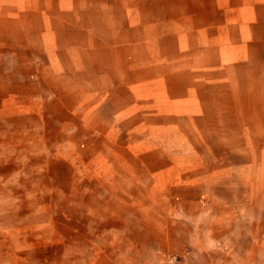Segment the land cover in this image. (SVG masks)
<instances>
[{
	"label": "rangeland",
	"instance_id": "obj_1",
	"mask_svg": "<svg viewBox=\"0 0 264 264\" xmlns=\"http://www.w3.org/2000/svg\"><path fill=\"white\" fill-rule=\"evenodd\" d=\"M75 1L81 14L86 1L107 12L84 27L93 49H107L104 70L93 56L34 54L87 47L82 33L52 40L29 23L22 56L0 40V264H155L153 247L195 218L201 193L225 186L264 196V101L227 82L208 97L214 102L186 104L174 71L166 90L162 81L132 98L117 69L129 67V75L147 55L126 50L152 48L154 23L171 34L185 23L183 0ZM165 48L170 57L177 50ZM43 79L58 86L45 105L37 103L46 97ZM20 90L24 98L5 106L3 93ZM181 257L170 254L168 264Z\"/></svg>",
	"mask_w": 264,
	"mask_h": 264
},
{
	"label": "crops",
	"instance_id": "obj_2",
	"mask_svg": "<svg viewBox=\"0 0 264 264\" xmlns=\"http://www.w3.org/2000/svg\"><path fill=\"white\" fill-rule=\"evenodd\" d=\"M80 7L75 0H63L57 6L54 0H0V40L13 41L17 48L15 54L22 56L28 54L29 23L36 24L37 33L47 34L52 40L63 32L82 33L89 40L87 47L52 46L34 54L93 56L91 60L98 63L102 71L105 69L102 56L107 49H93L91 36L84 27L94 22L93 17L103 16L106 21L107 12L102 11L101 4L88 1L82 14ZM72 9L78 16L69 17ZM181 13L185 23L173 26L172 34L167 25L154 23L153 34L147 37L153 43L152 48L126 50L133 57L146 53L147 58L143 60L146 66L138 69L131 66L129 75V67L117 69L126 73V76L121 75L122 85L119 86L130 87L132 98L139 95V89L152 90L162 81L157 86L166 90L174 71L181 80L180 102L197 105L214 102L208 97L216 88L229 87L227 82L238 88H253L254 94L264 101V32L256 31L264 25V0H183ZM172 44L178 52L176 50L170 57L165 47ZM5 50L12 54L11 49ZM158 56H163V63L158 62ZM173 57L174 66L171 65ZM123 63L122 57L116 61L121 66ZM134 72L139 73L137 78ZM37 85L46 93L42 99L43 95H37V103L48 104L51 98L47 93L53 94L50 89L58 87L57 84L43 79ZM24 94L21 90L14 95L4 92L3 103L10 104L13 96L21 101ZM168 98L165 103H171L169 93ZM50 118L57 117L51 115ZM227 188L205 191L197 197L195 218L187 220L180 233L167 234L171 240L169 244L153 247L157 256L155 264H168L170 254L182 256L179 264H264V196ZM257 195L261 199L260 210L259 214L252 215ZM156 209L152 211L155 213Z\"/></svg>",
	"mask_w": 264,
	"mask_h": 264
},
{
	"label": "built area",
	"instance_id": "obj_3",
	"mask_svg": "<svg viewBox=\"0 0 264 264\" xmlns=\"http://www.w3.org/2000/svg\"><path fill=\"white\" fill-rule=\"evenodd\" d=\"M173 259H174V261H177V257H174Z\"/></svg>",
	"mask_w": 264,
	"mask_h": 264
}]
</instances>
